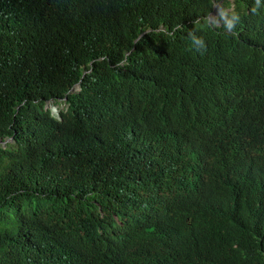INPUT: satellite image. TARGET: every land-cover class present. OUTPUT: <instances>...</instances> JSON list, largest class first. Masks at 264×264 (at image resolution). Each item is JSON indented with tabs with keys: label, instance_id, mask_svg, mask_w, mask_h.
<instances>
[{
	"label": "trees",
	"instance_id": "trees-1",
	"mask_svg": "<svg viewBox=\"0 0 264 264\" xmlns=\"http://www.w3.org/2000/svg\"><path fill=\"white\" fill-rule=\"evenodd\" d=\"M214 1L0 0V264H264V8Z\"/></svg>",
	"mask_w": 264,
	"mask_h": 264
},
{
	"label": "clouds",
	"instance_id": "clouds-1",
	"mask_svg": "<svg viewBox=\"0 0 264 264\" xmlns=\"http://www.w3.org/2000/svg\"><path fill=\"white\" fill-rule=\"evenodd\" d=\"M235 7L240 8L241 10L246 11L247 13H256L259 12L262 8H264V0H216L212 5V9L207 14V18L209 21H214L216 25L221 24V20L218 19V14L222 11V14H229L228 11L234 9ZM238 19V17H236ZM234 25L229 22L227 27L225 28L228 32H234ZM225 50L227 56L226 61L227 65L234 64L238 59L232 56L226 47L222 46ZM233 82L243 86L245 89L250 86L260 85L257 89H252L247 96L243 100L250 101V107L248 109V120L252 119H263L264 120V67H262L254 79V81L249 82L242 75H235L233 77ZM77 85V83L75 84ZM74 86H72L69 91H73ZM242 101V100H240ZM240 101L234 103L231 107H235L239 105ZM230 107V108H231ZM229 115V110L224 117H217L213 121L208 122V124H204L199 126V130L201 132V136L210 139V125L214 124L217 120L223 119ZM245 121V122H246ZM182 124H179L180 127ZM246 130V127H245ZM207 133V134H206ZM211 140V139H210ZM5 143V140L0 138V142ZM223 162L227 165L230 172L235 176H242L252 159L253 150L247 148L246 146H242L240 144H230L226 149L216 151ZM256 203L258 205L264 206V188L259 192Z\"/></svg>",
	"mask_w": 264,
	"mask_h": 264
}]
</instances>
